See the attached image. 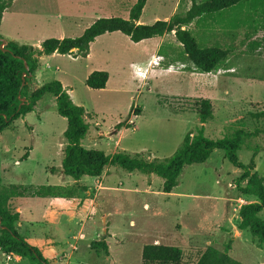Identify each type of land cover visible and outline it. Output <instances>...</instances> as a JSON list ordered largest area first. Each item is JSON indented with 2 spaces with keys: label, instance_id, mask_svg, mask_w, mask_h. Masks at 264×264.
Here are the masks:
<instances>
[{
  "label": "rangeland",
  "instance_id": "374dc122",
  "mask_svg": "<svg viewBox=\"0 0 264 264\" xmlns=\"http://www.w3.org/2000/svg\"><path fill=\"white\" fill-rule=\"evenodd\" d=\"M136 2L87 0L82 23L65 26L58 15L68 21L75 18L73 0L56 4L23 0L8 10L0 35L39 48L38 39L80 37L100 18L129 19ZM191 4L192 0H147L140 23L152 25L157 17L167 20L185 14ZM189 31L201 49L230 52L220 70L212 73L227 93L211 89L212 75H206V82L191 77L195 65L172 33L165 35L158 52L160 38L134 43L116 32L97 38L89 58L43 56L31 89L61 82L74 103L87 112L90 128L82 146L109 156L141 154L149 161H164L178 151L189 132L203 128L206 137L216 140L232 137L240 129L258 130L257 137L244 139L238 156L245 165L254 161L264 179V121L252 117L264 110V0H246L204 15ZM155 54L163 56V62L144 67ZM139 65L142 76L135 74ZM171 65L173 70L168 71ZM94 71L109 73L106 89L87 87L86 79ZM232 78L250 79L252 85L234 90L229 86ZM202 99L211 100L213 106L214 118L206 124L197 111ZM124 122L128 126L116 130ZM67 125L58 114L55 95L46 94L34 112L0 135V202L6 200L4 194L12 185L19 186L8 202L13 214L22 207L21 225L15 228L51 264H58L61 254L59 264H142L147 244L180 247L188 264H195L209 247L243 264H264V242L239 228L241 206L254 199L239 191L242 172L223 151H214L204 164L186 166L171 194L161 191L164 181L157 175L129 173L113 166L100 178L75 181L62 169ZM42 186L61 187L66 197L39 199L34 193ZM260 217L264 220V212ZM77 234L80 237L71 239ZM97 240L106 241L109 254L91 249ZM0 264L31 263L17 258L7 261L0 251Z\"/></svg>",
  "mask_w": 264,
  "mask_h": 264
},
{
  "label": "trees",
  "instance_id": "16d2710c",
  "mask_svg": "<svg viewBox=\"0 0 264 264\" xmlns=\"http://www.w3.org/2000/svg\"><path fill=\"white\" fill-rule=\"evenodd\" d=\"M15 0H0V25L4 12ZM246 0H192L191 7L185 14H175L169 20H158L152 25L139 24L147 0H137L130 12L129 19L120 17L100 18L77 38H51L45 40L40 48L31 45L7 41L0 35V135L15 121L25 118L35 111L39 101L46 94H53L58 105V114L67 120V129L64 133L66 146L62 161L63 174L79 181L83 177L100 178L108 167H119L129 173L157 175L164 183L161 191L171 194L179 185V179L186 166L206 163L216 150L224 152L225 158L242 172L237 186L247 199H254L241 206L239 228L250 231L252 235L264 242V220L260 214L264 212V179L256 172V164L251 161L245 165L239 160L238 152L244 139L257 137L260 132H246L238 130L232 137L223 139H209L204 135L202 128L198 132H189L178 151L164 161H149L141 154L127 155L124 153L113 156L103 151L88 150L82 146L90 125L84 107L78 106L72 100L68 90L59 81H52L32 90L31 82L40 68V59L43 56L54 54H77L87 58L91 44L98 37L116 32L128 36L134 43L144 40L164 37L168 33H175L176 39L196 69L201 73H212L220 69V65L227 61L230 52L220 48L201 49L192 33L187 29L196 19L204 15L221 12ZM3 41L6 42L4 48ZM257 46V45H256ZM259 46V45H258ZM74 50V51H73ZM25 62L30 67L26 70ZM26 74L25 84L23 76ZM107 71H94L86 79L88 88L100 91L107 88L109 81ZM26 101L22 104V99ZM197 111L202 124L213 120V106L211 100L202 99L197 103ZM139 113V109H136ZM252 117L257 121H264V110ZM128 126L120 123L116 130ZM28 153L22 161L28 158ZM245 183V186L242 184ZM19 186H11L4 194L6 200L0 202V251L5 255H15L28 259L31 264H51L43 253L22 237L16 224L21 221L19 212L12 213L8 207L10 197L15 196ZM40 198L66 197L61 187L42 186L34 193ZM92 250H104L109 254V246L105 240H97L91 245ZM184 250L177 246L164 244H147L141 254L142 264H188ZM195 264H243L221 254L214 247H209Z\"/></svg>",
  "mask_w": 264,
  "mask_h": 264
},
{
  "label": "crops",
  "instance_id": "0c3cea01",
  "mask_svg": "<svg viewBox=\"0 0 264 264\" xmlns=\"http://www.w3.org/2000/svg\"><path fill=\"white\" fill-rule=\"evenodd\" d=\"M20 1H23V0H15L14 2H13V4L4 12V16H3V19H2V22H1V25H2V23H3V21L5 20V16H6V14H7V12H8V10L11 8V7H15V6H17L19 3H20ZM49 1H52V2H54L55 4L56 3H58L60 0H45V3H48ZM86 1L87 0H73V3H75L74 5H73V10H72V13L74 14V16L75 15H77V16H75V18H73V19H70L69 21L68 20H64V18H66V16H59L58 15V21H61L65 26H78V25H80L81 23H82V21H83V19H82V16H81V12H84V13H86V11H87V8H86V6L84 5V4H86ZM90 9H91V7H90ZM51 17H53V16H51ZM171 18V17H170ZM169 18V19H170ZM169 19H167V20H169ZM200 19L201 18H199V19H196L190 26H188L187 27V29L188 30H190V28H192V27H194L195 26V23L196 22H198V21H200ZM94 20H96V19H94ZM141 20V19H140ZM156 20L158 21L159 19H158V17L156 18ZM95 22V21H94ZM94 22H92V24L94 23ZM156 22V21H155ZM154 22V23H155ZM48 23H49V21H48ZM91 24V25H92ZM139 24H141L140 23V21H139ZM1 25H0V27H1ZM91 25H89L86 29H88ZM86 29H84V31H83V33L86 31ZM172 34H174V37H176L175 36V33L173 32ZM64 37L63 36H61L60 38H58V39H63ZM65 38H68V37H65ZM99 38V37H98ZM156 39V38H155ZM163 42H161L157 47H156V50H155V52H158L159 50H161V48H163V46H164V44H165V42H164V40H165V36L164 37H161L160 38ZM174 39H176V38H174ZM15 42H16V40H14ZM145 41V40H144ZM18 42V41H17ZM37 42H41V43H43L44 41H42L41 39L39 40L38 39V41ZM143 42V41H142ZM177 42V41H176ZM181 47H183L182 46V44H180L179 42H177ZM20 44H22V43H20ZM93 44H94V42L91 44V48H90V54L88 55V57L87 58H89V56H91V51H92V47H93ZM39 48H40V46H39ZM54 55H58V54H54ZM54 55H52V57L54 56ZM44 57H46V56H44ZM158 58H163V56H159V55H153L150 59H149V61H148V63H145L143 66L144 67H147V66H149V67H152V66H158V65H154V63L156 62V60L158 59ZM163 62V61H162ZM172 66V65H171ZM170 66V67H171ZM170 67H169V69H168V71H172L173 69H171L170 70ZM220 70V69H219ZM135 71H136V75H138V76H142L143 74H144V70H143V67H142V65H139V66H137L136 67V69H135ZM155 71V70H154ZM198 72V70L196 69V67H195V71H194V73H192L191 74V77L192 78H198V79H200L201 80V82L203 81H205L206 82V78H207V76L206 75H212V78L214 79L213 81H212V84L210 85L211 86V89H216V90H218L219 92H221V94H224V93H227V90H226V88H223V89H221L220 88V80L219 79H217L216 78V75H213L212 73H203V74H199V73H197ZM201 73V72H200ZM210 84V83H209ZM244 85V87H247L248 85L250 86V85H252V80H250V79H246V78H238V79H236V78H232V79H230L229 80V86L230 87H233V89L235 90V89H237V88H240L241 86H243ZM220 89H221V91H220ZM232 89V88H231ZM13 186V185H12ZM16 186V185H15ZM46 198H48V197H46ZM51 198H55V199H58V198H56V197H51ZM39 199H45V198H40L39 197ZM54 199V200H55ZM253 199V198H252ZM252 201H254V200H252ZM248 203V202H247ZM246 203V204H247ZM21 208L22 207H20V208H17L16 210H15V213L16 212H19L20 214H21ZM71 222H72V220H73V218H70L69 219ZM19 223V225H21V221L20 222H18ZM80 236H81V232L80 233H78ZM78 234L77 235H73L72 237H71V239L72 238H74V239H76L77 237H80V236H78ZM70 239V238H69ZM27 241V240H26ZM28 242V241H27ZM29 243V242H28ZM68 243H70L69 242V240H68ZM32 245V244H31ZM52 248L55 250L56 248L54 247V246H52ZM57 250V249H56ZM57 253H58V250L56 251ZM54 256H56V254H54ZM12 257V256H11ZM59 257H61V258H59V259H57V263L59 264V261L60 260H62V254L59 256ZM13 258H17L18 260H22L23 258H21V257H18V256H15V255H13V257L11 258V260H8L7 259V261H12L13 260ZM46 258V257H45Z\"/></svg>",
  "mask_w": 264,
  "mask_h": 264
},
{
  "label": "water",
  "instance_id": "95a60500",
  "mask_svg": "<svg viewBox=\"0 0 264 264\" xmlns=\"http://www.w3.org/2000/svg\"><path fill=\"white\" fill-rule=\"evenodd\" d=\"M6 45V42L5 41H3V43H2V47L4 48V46ZM74 51V50H73ZM25 66H26V70H27V72H29V70H30V67L28 66V63L27 62H25ZM26 74L27 73H25L24 74V76H23V85L25 84V78H26ZM26 101V98H23L22 99V104L24 103ZM0 224H1V218H0Z\"/></svg>",
  "mask_w": 264,
  "mask_h": 264
},
{
  "label": "built area",
  "instance_id": "2783aa9c",
  "mask_svg": "<svg viewBox=\"0 0 264 264\" xmlns=\"http://www.w3.org/2000/svg\"><path fill=\"white\" fill-rule=\"evenodd\" d=\"M162 61H163V58H158V59L156 60V62L154 63V65H159L160 62H162ZM171 69H173L172 66L170 67V70H171ZM11 258H12V257H11L10 255L7 256V259H8V260H11Z\"/></svg>",
  "mask_w": 264,
  "mask_h": 264
}]
</instances>
